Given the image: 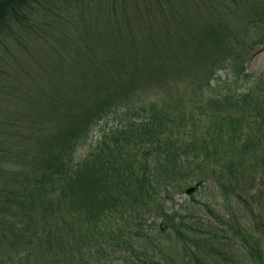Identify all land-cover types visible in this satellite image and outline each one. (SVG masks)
<instances>
[{"label":"trees","instance_id":"16d2710c","mask_svg":"<svg viewBox=\"0 0 264 264\" xmlns=\"http://www.w3.org/2000/svg\"><path fill=\"white\" fill-rule=\"evenodd\" d=\"M253 1L0 0V46L32 31L37 13L79 25L85 38L84 47L58 57L42 99L25 103L32 133L12 154L16 161L1 158L0 264H175L147 259L144 249L177 240L195 264L218 263L212 254L226 236L207 238L195 225L199 215L173 208L198 183L230 189L238 201L249 197L264 211V78L244 66L264 44V0ZM250 19L257 38L240 37ZM179 64L175 74L187 73L191 89L173 81ZM219 70L225 78L212 84ZM1 81L12 102L15 83ZM181 88L202 107L197 120L184 111L188 96L168 105ZM107 119L110 128L87 146ZM237 227L250 259L263 264L260 243Z\"/></svg>","mask_w":264,"mask_h":264},{"label":"rangeland","instance_id":"374dc122","mask_svg":"<svg viewBox=\"0 0 264 264\" xmlns=\"http://www.w3.org/2000/svg\"><path fill=\"white\" fill-rule=\"evenodd\" d=\"M245 2L246 0H238L240 5ZM248 3L249 6L254 7L255 1L249 0ZM229 6L232 9L235 8L232 4ZM236 12L238 15L240 14V11ZM234 14L235 12H233V15ZM36 15H38V18H35L36 24H32L35 31L34 29L28 32L21 31L19 33L22 35L15 34L16 38H10L5 46L3 44L0 46V55L3 56L1 62V76L8 80L12 79L13 83H15L11 88L14 94L12 102L9 96L2 94L3 89L0 87V162L2 156H4V159L6 157L7 160L16 161V157L12 156V154L22 148L21 144L25 141L26 136L32 133L30 119L24 118L23 116V113H25L24 107L28 106L25 103H28L30 98L35 102L37 99H42L44 93L40 91L44 92L49 89L48 77L51 75L53 67H57L56 61L58 57L65 55L69 51L72 52L78 47L82 48L85 44V38H83L84 36L81 33L79 25L67 26L66 28L68 29H66L64 27V20L55 21L54 17L50 14H48L47 17L42 13H37ZM43 17L44 19H42ZM44 21L51 23L47 26L43 24ZM37 23L41 25L38 26ZM233 24L238 27H244L242 23L234 22ZM253 28L254 24L250 19V21L246 23L248 32L242 34L240 37L245 34H247V37L253 34L255 35L256 29ZM40 36L42 39L45 38L48 40V46L46 43L43 45L40 44V40H38ZM255 38H257L256 35ZM255 38L251 39V42L255 40ZM59 41L64 42V45H60ZM87 43H89V41ZM90 43L93 44L91 48L95 47L93 41H90ZM31 48H42L45 53L36 55V58H32L29 51ZM5 62L6 65L9 64L11 69L4 65ZM244 66L247 73L256 78H264V44L256 45L253 50L249 51L244 60ZM181 69H183V67H180L179 64L172 73L175 74L181 71ZM186 76H184V74L182 76L175 74L173 81H180L184 84V87L187 86L191 89L190 84L186 82L188 79ZM2 77H0V84L3 83V81H1ZM224 78V70H219L216 72L214 79L211 80L212 84L221 82ZM189 80L191 81V79ZM171 81L170 79V82ZM190 89L185 90L181 88L179 92L180 96L170 100L168 105H175L181 102L182 99L185 101L186 96H188V105L186 104L184 106V111L185 113L192 112V114H194L193 119L197 120L198 116L202 113V107H198L199 109L197 108L196 100L190 95ZM174 100H176L175 103ZM206 112L205 105V113ZM112 123V119H107L103 121L99 127L92 130L86 145L88 146L90 143V145L94 146L102 136L103 131H107ZM84 147L83 149L79 148L78 151L75 152L77 160H81L84 157V151L88 148ZM191 195H193L194 199L199 203L202 202L209 205L213 214L207 213L204 209L198 212V209H201L202 206L189 202L190 200L188 198L190 196H186L185 194L177 196V198H179L178 204L174 206L173 210L182 213L185 218L191 213L199 215L198 220H200V222L196 220L195 225L205 231L203 234L207 238L212 237L215 233L217 235L222 234V236H226L224 239H220V249L218 248L219 254H212V257L218 261L219 264H259L255 262V260L250 259V253L247 252L246 249L247 242L237 233L239 231L237 224L239 223L244 226V228H246L260 243L261 256L264 258V211L261 214L258 205L249 197L245 198L242 196L244 200L238 201L237 198L234 197L235 194L232 190H221V188H216L213 185L205 189L198 188V190ZM193 219L191 220L192 224L195 223ZM171 240H177L176 236H172ZM175 242L165 243L164 241L163 248L159 247L157 242L145 243L148 251L143 248L145 251L144 254H146L147 259L155 257L165 262V259L171 258L174 260L175 264H195L185 256L188 253L182 249V246ZM173 243L175 244L171 245ZM159 249L165 251L164 257L159 253ZM122 255L123 257H129L125 251L122 252Z\"/></svg>","mask_w":264,"mask_h":264},{"label":"water","instance_id":"95a60500","mask_svg":"<svg viewBox=\"0 0 264 264\" xmlns=\"http://www.w3.org/2000/svg\"><path fill=\"white\" fill-rule=\"evenodd\" d=\"M192 191H194V189H193V188H189V189L186 190V193L189 194V193H191Z\"/></svg>","mask_w":264,"mask_h":264}]
</instances>
